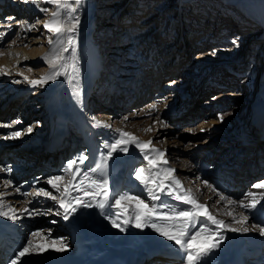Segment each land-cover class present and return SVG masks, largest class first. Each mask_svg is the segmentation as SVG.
I'll use <instances>...</instances> for the list:
<instances>
[{
	"label": "bare ground",
	"instance_id": "6f19581e",
	"mask_svg": "<svg viewBox=\"0 0 264 264\" xmlns=\"http://www.w3.org/2000/svg\"><path fill=\"white\" fill-rule=\"evenodd\" d=\"M199 1L200 0H171L172 9L167 10L168 12L166 14L169 17H172L175 13H179L178 16L175 15L176 19L174 20L178 25L180 19L183 28V23L196 18L197 15L200 17L199 14L201 13L196 15V10L200 6ZM209 1H215L217 4L215 14H213L217 16L214 17L212 20L213 22L210 21L212 24L211 27L208 28V31L212 33L219 21V14L221 11L220 6H222L223 2H221L222 0ZM8 2H13V4H9L14 5L17 4L19 0H8ZM68 2L72 4L75 11L70 14L67 9H60L59 11L62 13L66 24H71L73 22L72 18L74 17H78L79 19L78 29L76 33H74L77 40L75 55L78 58V71L72 73V69L70 67L68 68V72L77 78L69 82L67 77L61 76L57 80L49 81L43 86H34L22 78L21 85L16 87L17 90L16 88H14V90L11 87L6 95L2 99L0 98V126L3 124V120L6 121L13 116L16 117V122H20L21 119H26L27 122H30V124H25L26 126L20 131L22 134L19 137H14L11 141L9 140L8 142L0 143V159H4V161L7 160L11 163L12 176H18L17 172L19 171H17V169L20 167V169H22L20 172L26 171L27 173H31L32 177V172L38 168L42 170L40 171L41 173L45 172L44 174L59 170L61 168L59 165L60 158L65 153L72 152L74 147L80 153V156L82 153L88 155L89 159L85 162L84 167H87L88 165L95 167L96 164L101 163L103 157L107 155L108 149L104 147V144H111L119 138L117 129L132 133L142 142L151 141L152 144L150 147L159 148L160 150L165 151V158L167 160V157L171 152L169 147H167L169 142L162 145L161 143H158L157 139L154 141L151 139L152 131H154L156 126H154L151 131L145 132L141 131L139 126H135L136 123L131 124L125 119V117L133 115L132 113L136 110V107H133L131 113L127 110L122 116L119 115V118L115 122V126L109 125L108 119L109 117L113 118L117 113L111 114L110 112L103 113L101 111L109 108L108 103L114 105L116 107L115 111L118 112L124 106H129L130 104L137 102L136 100L138 99L135 98L137 93L135 92L137 91L138 94L146 93L147 95L151 90V86H153L152 82H154L155 78H159L160 73V78H164L163 86L168 87V85L172 86L173 84L177 86L179 93L174 94L173 96L177 95V100L180 99V101H169L164 107L157 102L159 98H164L163 96L158 99L148 98L144 101L143 107L146 106L152 109L151 113L155 114L152 119L158 122L165 119L169 121L171 125H177L183 119L190 117L192 110L189 108L188 104L191 101V97L196 93L203 95L209 92V85L211 88L217 85L228 88V92L223 93L222 96H229L230 93L235 94L233 90L239 85L237 84L238 80L242 79L239 78V74H241V71L244 69L246 74L244 80L241 82L243 83L242 86L245 87L246 93H240V91L237 94L240 97L242 96L243 100L240 101L241 99L239 98H226V100L232 99L238 101V106H235L234 110L231 111L230 120L228 117L224 118L226 125L229 124V120L230 124L228 128H230V130L228 131L220 128L218 125H214L220 121L214 122L211 118L204 123L202 121L196 131L192 130L187 132L189 133L187 134V136H189L188 138L194 139L192 141L189 140L191 142L188 143L196 142L198 145L206 142L214 143L215 140L212 139L221 137V139L215 142L214 146H212L214 148L206 149L201 145L194 152H189L190 154L187 158L182 159V164L183 162L184 164L181 166V169H176L174 165H163V167H171L175 169L173 175L181 182L183 181L181 177L183 176V173H185V179L189 182L192 179L190 176L198 172V166L200 163H212L214 159L217 160V164L208 173L209 176L207 173L205 174V176L207 175V177H205V179H207V189L203 192L202 200L199 199L200 193L199 190L196 189V186L192 189L190 185L185 184L186 187L183 184L184 182H182V186L184 189H191V195L204 205H206V201H204L205 197H209L208 202L211 203V206L215 205L214 209H211L206 205L207 210L209 213L216 216L217 219L224 220L231 228L241 227V224H238L233 220V216L237 214L235 208H233L235 203L226 207L227 205L225 201H221L222 203L220 205H217L216 201L220 200L219 197L221 194L232 195V193H234V191L231 190L232 188L238 189L240 184L243 186V179L245 176L252 175L253 177L254 175L259 174V171L264 170V0H224L223 6L227 10L225 9L226 14L222 17L220 16V19L226 23V28H223V25L218 27L216 29V34L210 37L208 43L198 42L200 50L195 55V60L196 58L206 60L210 54L209 50L213 48L211 50H214L216 53L214 59L215 62H220V60L223 61L219 64L215 62H212L209 65L205 64L204 67L202 66L200 69L195 70L194 74L196 76L198 75L199 79H203L204 83L202 81L201 86L192 84L187 86V88L179 87V83L186 77L184 76V72L175 73L174 71L184 63L182 61V56H180L182 47H184V49L186 48L187 51L194 41H199V39L198 37H195L196 31L193 27L190 29L192 30L191 34H185L186 31H182V35L180 36L179 27L176 26L175 28H171V26H168V23L166 25H164V23H158L157 16L159 13L157 12L160 10L161 6L167 3L166 1L160 2L157 8H155L156 11L153 12V15L155 14L154 16L156 19L153 20L151 17L152 15L145 16L141 14L145 8L149 7L151 0H121L120 5H125L123 7L124 11H120L119 13L120 22H118L117 28L122 27L120 32L125 31L124 29L126 27L123 28V26L125 23L128 24V26L126 25L128 27L127 30L131 31V35H133L134 46L138 48L137 50L139 52H141V56L139 57L141 60L139 63L143 68V72L146 71L145 74L147 75V78H139L137 73L131 72L130 75H126L125 73L127 72H124L126 79L123 81H121V75L118 72L114 73V75H116L114 79L110 78L106 79V81L105 78L104 81H101L99 77L96 78L92 76L93 73H97L98 67L91 70L88 69L87 73L85 72L81 62L87 59L90 60V54H94L99 60L101 59V53H105L110 59L116 60V56H118L119 53L114 51L116 53L109 52L108 54L104 49L99 50V44L97 45V42L95 43V40H93L90 35L91 27L96 21L94 19L97 14V1L79 0L77 3L76 0H68ZM31 5V7L36 8L35 6L38 4L31 1ZM52 5L51 10L57 11V6L55 4ZM35 14H37V20L39 22L43 21V23L51 18V15L41 17L42 15L40 11L36 12L35 9L31 8L29 12H24L21 20L24 22L25 17H32ZM196 22V20L193 21V23ZM189 25L190 24L186 26ZM235 25L242 27V30L248 26L254 27H252L248 35L243 36V34L240 33L242 41L240 43L238 42V45L235 43V45H229V50H221L222 45L224 46V44L232 42V33L236 36L239 35V28H231ZM230 29H233L232 33H230ZM106 31L117 30H109L107 28ZM250 34H256L257 36H250ZM50 35L52 36L53 34L51 33ZM68 35L73 34H63L60 38L61 42L56 45L57 48L67 46L66 41ZM239 38L240 37H238V40ZM32 39L34 38H31L30 40ZM116 40L118 43V39ZM114 42L115 37L110 36L107 42V44H110L109 48L112 47L116 49V47L119 46L117 44L114 45ZM160 43L161 45H159ZM32 44H34L32 47L33 51L29 52L28 56L35 58L33 63L40 64L41 69L38 70L39 75H36L38 77L33 78L34 75L28 74L30 75V78H28L29 80L39 79L50 71L47 60L42 58L45 54H49L50 56L53 50L48 42L37 45L33 41ZM242 45H244L243 51ZM161 46H163L162 49L160 48ZM9 53L11 52H7V50L3 51L0 57V65H6L11 62V56ZM72 54L73 51L71 48H69L68 52L64 53V55L69 58L67 61L69 65L72 63ZM110 54H114L115 56L111 57L112 55ZM127 57L128 56H125L123 59L128 61L129 57ZM217 59L220 60L216 61ZM123 65L120 63L121 67H123ZM145 67L147 68L146 70ZM156 69H161V71L157 72ZM21 72L25 73L23 70H21ZM188 73L190 74L193 72L192 70H189ZM173 81L174 83H171ZM127 83L132 84L134 87L132 86L130 93H126L129 91L125 89L124 93L126 94H124L122 88ZM91 87L102 94L106 103L99 99L98 92L93 91ZM173 90L174 89H172V91ZM164 91V95L167 94V90ZM157 96H161L160 91L157 92ZM152 105H155L154 109L150 107ZM214 105H217L216 102H214ZM208 114L211 115L213 112L209 111ZM207 116L208 115H206V117ZM93 117L102 122H106L110 127H95L93 124ZM28 128H32V131L28 132ZM201 129H206V131H201ZM169 131L171 134L175 132L173 130L171 131L170 125ZM143 132H145V134H143ZM202 132H205L206 135H201ZM67 133L71 134L70 137L72 136V138L77 137L75 135H79V141L75 143V145L70 144V142L68 143L69 138L64 139V136ZM162 134H165V132H162ZM173 137L174 135H169L170 139ZM198 137H203L200 139L202 142L196 141ZM227 137L228 139L229 137L233 138V142L222 141V139H226ZM162 139L165 140V136H163ZM2 145H4L5 148L1 149ZM232 146L239 147L231 154L229 151ZM128 147L130 151L124 153L128 154L127 159H124L122 155H119V152H114L112 157L106 161V167L103 174H94L97 179L105 178L108 180L110 197L105 198L107 199V203H114L113 197L116 196L117 186L122 181L131 191H140V197H144V200H146L150 206L152 204L156 205L159 200L169 203V196L163 193H158L160 197L163 195L159 200H151L145 185L135 180L132 176L128 177L127 175L123 176L121 174L120 169L123 165L135 159L134 153H138L140 158H142V167H146L147 165V161L145 164L144 156L135 144H129ZM218 149H221L219 154H217L218 152L216 151ZM209 153H211L214 158L211 157L210 159L208 156ZM130 154L131 156H129ZM151 154L153 155V158L160 161L158 154L149 152V157ZM189 157L192 162L193 160L198 159V165L193 166L191 161L189 163ZM75 160H77V158H74L73 161ZM64 169L65 168H63L59 175L63 176L64 180L57 182L61 188H63L68 179H70V177L64 172ZM256 170H258V172H255ZM145 175H147V173H145ZM77 180H79L78 176ZM160 180L161 177L158 178L157 183H159ZM208 185H211V187ZM46 186L53 195H59V193H57L55 189H52L49 184ZM69 187H71V185ZM223 188L224 191L222 190ZM37 190V188H33L32 193H35ZM262 197H264V195ZM262 197L255 198V196H252L250 198H255V200L259 201ZM29 198L34 199L35 203L39 205L40 202H44L46 206L50 205L57 213H59L58 218L51 215L50 217L36 215L34 218L30 217L31 219L29 220V223L35 225L38 223L50 224L55 220H60V222L63 223V227L58 230L57 228H50V230L53 234L58 236V239L61 238L63 244L58 243V240L57 243L54 241L41 242V240L38 245H43L45 251L33 252V254L24 257L23 260L26 264H105L109 258L111 262L117 261L115 256H121L126 264H154L156 262H158V264H187L186 254L183 250L179 249L173 241H167L165 237L156 232L153 227H151L150 232L144 231V228H136L134 222L127 226L126 231H120V229L113 227L108 217L114 216L117 211L115 208H109L106 206L105 209H100L95 206L97 201L94 200L92 201L93 207L78 208L76 213H73L67 220H65L63 218V210L60 209V206L56 201L42 196H35L33 194H31ZM122 203L123 208H121L120 211L123 213L124 209L129 207V202L124 201ZM132 203L134 204V202ZM183 207L188 208L185 204L182 205V208ZM224 208L226 209L225 213ZM246 209H248V213L241 212L242 215H240L239 218L242 216H248V220H251L253 225L251 223L252 226L248 227V224L244 222L243 226L250 229H253L255 225L264 227V203L263 205L257 203V206L254 209ZM227 212H232L233 216L227 215ZM125 218V215H121L120 217L121 220ZM81 219L83 220L82 223H80ZM154 223L160 227L166 226L165 224L161 225L156 221H154ZM19 225V222L16 220L0 217V231L2 237L6 239L5 242H0V264H6L4 260L8 253L6 256L4 254L8 244L13 247L14 244L19 242L18 239H16L19 234H16L20 233L21 229H23L22 226ZM48 225H46V227L49 228ZM18 226L19 228H17ZM199 227L200 224L197 222L192 228V231H196ZM214 227L216 226L211 225L209 222V229L211 230ZM209 234L210 232L203 233L197 243L201 245L211 243V241L205 239ZM223 235L225 239L222 241L221 246L213 249L206 257L202 258V264H263V260H260L259 257L261 255H256L259 244L264 240V235H262L258 229L249 232H233L225 230ZM154 243L157 244V246ZM64 245H66V247L63 251L56 250ZM150 252L154 253V258L148 256ZM262 252L264 253V248ZM256 260L258 262H256Z\"/></svg>",
	"mask_w": 264,
	"mask_h": 264
},
{
	"label": "rangeland",
	"instance_id": "374dc122",
	"mask_svg": "<svg viewBox=\"0 0 264 264\" xmlns=\"http://www.w3.org/2000/svg\"><path fill=\"white\" fill-rule=\"evenodd\" d=\"M31 1L38 4L37 6H35L36 8L31 7L32 6ZM96 1H97V6H96V13L97 14H96L95 19H94L96 21L93 23V25L91 27L90 35L93 38V40H95V43L97 42V45L99 44V50L104 49L105 51H107L108 54H109V52L116 51L117 53H119L118 56H116V60L118 63H121V65L126 64L125 66L123 65V67L128 66L126 68L133 67V69H136L137 72H132V73H137V76L139 78L140 77L141 78L142 77L147 78V75L145 74L146 71L143 72V68H142L141 64L139 63V61L141 60V59H139V57L141 56L140 55L141 52H139L137 50L138 48L134 46L133 35H131V31L127 30L128 24L125 23V25L123 26V28L126 27L124 29L125 31L120 32L122 27L117 28V24H118V22H120V19H119L120 14L119 13H120V11H124L123 7L125 4L120 5L121 0H96ZM165 1L167 3L163 6H161L160 10L157 12V13H159L157 16L158 23L159 24L164 23V25H166L168 23V26H171V28L172 27L175 28L176 26L179 27L180 36L182 35V31L183 32L186 31L185 34H189V33L191 34L192 30H190V29H192V27H193V28H195V31H196L195 37H198V39H199V41L198 40L194 41V43L191 45L190 48H188L187 51H186V48L184 49V47H182V50L180 51V53H181L180 56H182V61L184 63L181 64L178 67V69H176L174 72L175 73H183L184 72V76H186V77L183 78V81L179 83V87L181 86V88H184V87L187 88V86H190L192 84H196L197 86H201L203 79H199L198 75L196 76L194 74V71L197 69H200L202 66L204 67L205 64L209 65L212 62L214 63L216 53L214 52V50L212 51L211 49H213V48H211L209 50L210 51L209 57H207V59L205 58L206 60H202V59L200 60V58H196V60H195V55L200 50L198 42L208 43L210 37L216 34V29L218 27H221L223 25V28H226V26H227L226 23L222 19H220V16L221 17L224 16L226 14V10H227L223 6L224 0L221 1V2H223V4H222V6H220L221 11L219 14V21L217 22V25L215 26V29L213 30L212 33H210L208 31V28L211 27V24L213 22L212 20L214 19L215 16H217V15H213V14H215V8L217 5L215 3V1L211 2V1L207 0L208 1V3H207V1H205V0L204 1L200 0L202 2L199 1L200 6L196 10V12H197L196 15L201 13L203 16L201 14H199L200 17L197 15L196 18L188 20V22L183 23V28H182V25H181L182 23H181L180 19H179L178 25H177V22L174 20V19H176L175 15L178 16L179 13H175L172 17L171 16L169 17L166 14L168 12L167 10L172 9L171 0H154V1L151 0L149 7L145 8V10L141 14L145 15V16H151L152 15L151 17L153 18V20L156 19V17L154 16L155 14L153 15V12L156 11L155 8H157V6L160 4V2H165ZM9 3L13 4V2H8V0H0V33H5L4 36L0 37V53H3V51H5V50H7V52H11V53H9L11 56V62L6 64V65H0V98L1 99L6 95L9 88L12 87L14 89L16 87H19L22 83V78H24V77L30 78V75H34L33 78L38 77L36 75H39L38 70L41 69L40 68L41 65L38 63L34 64L33 62H34L35 58L29 57L28 53L33 51V48H32L34 45V44H32L33 41L35 44L39 45V44H42L44 42H48V38L51 36L50 35L51 33L43 27V24H44L43 21L39 22L37 20V18H36L37 14L33 15L32 17H29V16L25 17L24 22H23L21 20V18H23L22 16H23L24 12H29L32 8V9H35L36 12L40 11V13L42 15L41 17H43L45 15L49 16L52 14V12H54L51 10L53 3H50V0H29V2H25V0H23V1L19 0V2L17 4H14V5H11ZM207 5H208V7H207ZM228 5H230V4H228ZM41 8H47L48 11L42 12L40 10ZM223 8H224V10L222 11ZM200 9H201V11H200ZM22 11H24V12H22ZM128 12H127V14H128ZM204 12L207 16L204 14ZM196 15H194V16H196ZM203 17H204V19H203ZM210 17H212V18H210ZM8 18H14V19H8ZM201 18L203 19V21ZM195 20L197 22H199L200 24L197 22L193 23V21H195ZM205 21H206V23H205ZM210 21H212V22H210ZM188 24H190V25L186 26ZM9 25H11L10 28H9ZM28 25H34L35 27L32 30H28ZM252 27H254V26H248L247 28L245 27V29L243 28V30H242V27H238L237 25H235L234 27H231V28H233V29L239 28L238 29L239 35H240V33H242L244 36V35L249 34V31L252 29ZM107 28L109 30L116 29L117 31H106ZM233 29H230V33L233 32ZM117 32H120V33H117ZM231 35H233L232 36L233 37L232 42L226 43V44H224V46L222 45L221 50H223V49L229 50V47L231 45H235V43H233L234 38H235V41L237 40L236 41L237 45H238V42L240 43L242 41L241 35L236 36L234 33H232ZM110 36L115 37L114 45H116V44L119 45L118 47H116V49H114L112 47L109 48L110 44H107ZM250 36H257V35L256 34H250ZM238 37H240L239 40H238ZM31 38H34V39L30 40ZM116 39H118V43L116 42L117 41ZM161 43L159 45H161ZM175 45H176V41H175ZM226 46H228V47H226ZM162 47L163 46H161L160 48L162 49ZM243 48H244V45H242V51H243ZM174 49H176V48H174ZM201 51H202V48H201ZM116 52H114V53H116ZM247 53H249V52H247ZM110 55L115 56L114 54H110ZM125 56L129 57L128 61L123 59V58H125ZM0 57H1V55H0ZM130 59H131V61H130ZM219 60L220 59H217L216 61H219ZM221 61H223V60H220V62H215V63L219 64V63H221ZM146 69L147 68L145 67V70ZM21 70L25 71V73L21 72ZM189 70H192L193 73L189 74L188 73ZM156 71L160 72L161 69H156ZM130 73L131 72H127L125 74L130 75ZM28 74H30V75H28ZM245 74H246V71L243 69V71H241V74H239V78H242V79L238 80L237 84H239V85H237V87L234 88V90H233V92H235V94L230 93L229 96H222V94L225 92H228L229 89L224 87V86H221V85L215 86L214 84H212L215 87L211 88V86L209 85V89H210L209 92H207L203 95H199L198 93L193 95L191 97V101L188 104L189 108L192 110L190 117L183 119L177 125L176 124L171 125V123L169 121H167L165 119L163 120V118H162L163 121H161V122H158V121L152 119V117L155 116V114L151 113L152 109H150L149 107H146V106L143 107V103L147 99L146 98H145V100L141 99L139 97L140 94H138L137 91L135 92V93H137V95L135 97L136 99H138V100L135 99L137 102L130 104L129 106H124L118 112L115 111L116 107L114 105H112L111 103H108L109 108L107 110L102 109L103 111H101V112H103V113L110 112L111 114L117 113L116 115L113 116V118L109 117V119H108L109 125L115 126V122L119 118V115L122 116L127 110H129V112L131 113L133 107H136V110H134L132 113L133 115L130 117H127L126 120L131 124L136 123L135 126H139L140 130L145 131V132H147L149 128L153 129L154 126H156L154 131H152L153 133H152L151 139L153 141L157 139L158 143H161L162 145L164 143L167 144V142H169V145L167 147H169V150L171 152H170L169 156L167 157V163L166 164H167V166L174 165V167L176 169L177 168L181 169V166L184 164V162L182 164V159L187 158V156L191 152H194L201 145H203L206 149H210V148L212 149V148H214V147H212V146H214V143L217 142L219 139H221V137L220 138L217 137L215 139H212V140H215L214 143L213 142H208V143L206 142L204 144H199V145L196 144V142L188 143V142H191L192 140H194V139L188 138L189 136H187V134H189V133H187V132L189 130H193V131L195 130L196 131L197 128L199 127V125L202 123V121L204 123L209 118H211V120L214 122L220 121L219 123L214 124V125H218L220 128L226 129L228 131L230 130V128H228L229 124H230L229 120L231 118L230 114L232 113L231 111L234 110V107L238 106L237 105L238 101H235L232 99L226 100V98H235V99L239 98V99H241L240 101L243 100L242 99L243 97L242 96L240 97L237 94L240 91H241L240 93H246L245 87L242 86L243 83L241 82L244 80ZM189 75H191V76H189ZM160 76L161 75L159 73V79L157 81H155V83H156L155 85L159 84V82L164 80V78H160ZM192 76H194V77H192ZM11 80H13V81H11ZM17 81H19V82H17ZM203 83H204V81H203ZM132 86H133L132 84H128V83L126 85H124V87L122 88L123 93H124L125 89H127L129 91L126 93H130L132 90ZM93 87H91V88L93 91H95ZM154 89L155 88H153V90ZM172 89H174V90L172 91ZM16 90H17V88H16ZM95 92H98V91H95ZM126 93H124V94H126ZM164 93L162 95L160 94L161 96H157V93H155L153 91V93H151V96H149V98L158 99L159 97L163 96L164 98H159L157 100V102L164 107L167 105V103L169 101H172V100L180 101V99L177 100V98H178L177 95L173 96L174 94L179 93V91L177 90V86H175L174 88L167 89L168 95L167 94L164 95ZM169 94H171V95H169ZM98 96H99L100 100H102V101L105 100L103 98L102 94H100V92H98ZM219 100H221V101H219ZM214 102H216L217 105H214ZM104 103H106V102L104 101ZM209 111L213 112V114L209 115L208 114ZM99 115H98V117H99ZM206 115H208V116L206 117ZM219 115H222L224 118L228 117L229 118V120H228L229 124L226 125L225 119H223L222 121L219 120L218 119ZM2 122H3V124H1V126H0V143H4V142H8L9 140L10 141L13 140L14 139V137L12 136L13 132H17V131L20 132L22 129H24V127L28 123L30 124V122H27L26 119H21L20 122L17 123L15 116L9 118L6 121L3 120ZM6 125H11V126L8 127ZM169 125L171 126V131L172 130L175 131L172 134L169 133L170 132L169 131ZM145 132H143V134H145ZM162 132H165V134H162ZM70 135L71 134L67 133L64 136V139L69 138L68 143L70 142V144L75 145V143H77L79 141V138H78L79 135H75V136H77L75 138H72V136L70 137ZM169 135H174V137L170 139ZM201 135H206V134H205V132H202ZM163 136H165V138H166L165 140L162 139ZM199 137L196 141L202 142V140H200V139H202L203 137H201V138H199ZM189 140H191V141H189ZM222 141H225V142L227 141V142L231 143V142H233V138L229 137V139H228V137H227L226 139L225 138L222 139ZM238 147L239 146H232L229 153H231V154L234 153ZM3 148H5L4 145L1 146V149H3ZM191 149H192V151H191ZM216 151L218 152L217 154H219L221 149L220 150L218 149ZM119 155H122L124 157V159H127V156H128V154H124L123 152H121V153L119 152ZM134 155H135V159L130 161L129 163L123 165V167L120 169V171H121V174L123 176L124 175L125 176L127 175L128 177L132 176L135 180H137L135 178V171L142 167L143 162H142V158H140V155L138 153H134ZM79 156H80V153L74 147V150L72 152H67L60 158V164L59 165L61 166V168L59 170H55L49 174H44L45 172L41 173L40 171H42V170L40 168H38L32 172L33 177H32L31 173H27L26 171L20 172V170H22V169H20L21 167L19 169H17V171H19V172H17L18 176L13 177L12 176L11 163L8 162L7 160L4 161V159H0V168L4 169V171H0V193H7V195H5L3 197V200L6 204H10L14 209L17 210L15 214L18 215L20 218L17 219L16 221H18L20 224L19 226H22V228H23V229H21L20 233L16 234V235L19 234V236H17V238H16V239H18L19 242L17 244H14L13 247L9 246V244L6 247L7 249H6V252L4 254L6 256L8 253V255L6 256V258L4 260L6 264H10V261L12 259H14V257L27 244V242L29 240H32L33 246H35L36 244L38 245V243L41 240H42L41 242L54 241L55 243H57V240H58V243H60L61 238L58 239V236L53 234L50 230V228H57V230H58L59 228L63 227V223L60 222V220H55V221L51 222L53 224H51V223L50 224L49 223H47V224L38 223L36 225L30 224L29 220L31 218L36 217V215L35 216L34 215L29 216L26 213H23L22 210L25 208H27L29 210L34 209L37 212L43 213L42 214L43 216L40 215L41 217H50V215H51V216H54L55 218H58L59 214L55 211V209L53 207H51L50 205L46 206V204H44V202H40V205L36 204L34 199H30L29 197L31 194H33L32 193L33 188H37V189L43 188V189L48 190L47 186H46L47 180L49 178L59 176L61 174V171L63 170V168H66L70 161H73L74 158H78ZM129 156H131V154ZM208 156L210 159H211V157H213L211 153H209ZM150 157L153 158V155L151 154ZM188 161L190 163V161H191L190 157L188 158ZM197 161H198V159L193 160V162L191 161L192 165L197 166L198 165ZM216 161L217 160L214 159V161H212V163H206V164L200 163L198 166V172H196L194 175L190 176V177H192V179L189 182H187V180L185 179L186 178L185 173H183V176L181 177L183 179L182 182H184L183 183L184 185L185 184L190 185V187L192 189L194 186H196V189L199 190V193H200L199 194L200 200H202L203 192H205L207 189V186L205 184V182H207V179H205V177H207V175L209 176L208 173L217 164ZM144 162L146 164V160H144ZM255 172H258V170H256ZM259 172H260L259 174L254 175L253 177H252V175L251 176L250 175L245 176V178L243 179V186H241L242 184H240L238 189H236V188L231 189L232 191H234V193H232V195L225 194V196H227L229 199H232L233 201H235V204H234L235 206H233V208H235V212L237 213V214H235V217L237 219L239 218L240 215H242V213H245V212H246V214L248 213V209L241 207V205L239 203L241 200H243L244 203H250L253 200L250 198L252 196H247V193H249V192L253 193V196H255V198L256 197L257 198L262 197L264 195V192H263L264 189H256L253 187L256 183L264 182V170H261ZM206 173H207V175L205 176ZM164 176H165V173H163L161 170V174H160L159 178L161 177V180H162V179H164ZM6 180L12 181V185L10 187H5L4 181H6ZM204 180H205V182H204ZM137 181H139V180H137ZM167 183H168V181L165 180L166 185H167ZM17 187L20 188L19 192L16 191ZM116 190H117L116 191L117 193L115 194L116 195L115 197H117L119 195H124V194H131V195L134 194L135 196H139V197L141 196L140 191L139 192L138 191L137 192L131 191L127 187V185H125V183L123 181L119 183ZM222 190L224 191V188ZM23 193H28V195H25ZM140 198L144 199V197H140ZM208 198L209 197L206 196L205 200H204V201H206L205 203H206L207 207L214 209L215 204L211 206V203L208 202ZM168 199H169V203L168 202L165 203L162 200H159L157 202V204H156L157 206H160L161 204L168 205L167 208H159L160 211H170L172 208H175V207L177 208V210L187 209L184 207L182 208L183 203L180 201H176L173 197L169 196ZM113 202H114V200H113ZM145 202H146V200H145ZM216 202H217L216 203L217 205H220L223 201L221 202L220 200H217ZM225 203L227 205L226 207L231 206L227 203V201H225ZM263 203H264V197H262L259 200L258 204L263 205ZM176 204H177V206H176ZM186 207H189V206L186 205ZM225 212H226V209L224 208V213ZM154 221H156L157 223H159L161 225L163 224L160 220H154ZM154 221H149V224L154 223ZM246 223L248 224V227H251L253 225V222H251V220H247ZM251 223H252V225H251ZM21 224H23V225H21ZM168 224H171V221H169ZM46 225H48L49 228L46 227ZM19 226L17 228H19ZM150 229H151V227L148 226V227H144L143 230L150 232ZM33 232H40L42 234L38 235V236H31L30 234ZM167 241H169V240H167ZM155 245L157 246V244H155ZM263 248H264V240L262 243L259 244L257 251H256V253H257L256 255H261L259 257H260V260H263V264H264V253L262 252ZM153 254L154 253L150 252L148 256L150 258H154ZM256 262H258V261L256 260ZM253 263H255V262H253ZM154 264H158V262H156ZM245 264H248V263H245Z\"/></svg>",
	"mask_w": 264,
	"mask_h": 264
},
{
	"label": "snow or ice",
	"instance_id": "6c2138e0",
	"mask_svg": "<svg viewBox=\"0 0 264 264\" xmlns=\"http://www.w3.org/2000/svg\"><path fill=\"white\" fill-rule=\"evenodd\" d=\"M25 2H29V0H25ZM76 2L78 3L79 0H76ZM50 3L57 6V11L52 12L51 18L43 24V27L53 34L48 38V43L52 46L53 50L50 56L49 54H45L42 58L47 60L50 71L35 80H29L28 77H24L25 80L34 86H43L49 81L57 80L61 76L67 77L69 82L77 78L68 72V68L70 67L72 69V73L78 71V58L75 55L77 40L74 33H76L78 29L79 19L78 17H74L72 18L73 22L71 24L65 23L62 13L59 10L67 9L69 14L75 11V8L68 2V0H50ZM40 10L42 12L48 11L47 8H41ZM10 27L11 25H9V28ZM34 27V25H28V30H32ZM65 33H71L73 35L67 36V46L57 48L56 45L61 42L60 38ZM4 35L5 33H0V37ZM233 43H236V41L234 40ZM69 48L73 51L71 56L72 63L70 65L67 63L69 58L64 55V53L69 51ZM0 55H2V53H0ZM171 83H174V81ZM150 107L154 109L155 105ZM125 119H127V117H125ZM218 119L222 121L224 117L219 115ZM93 124L95 127H110L106 122H102L94 117ZM6 126L10 127L11 125ZM151 130V128L148 129V131ZM27 131L31 132L32 128H28ZM201 131H206V129H201ZM117 132L119 133V138L111 144H104V147L108 149V151L107 155L103 157L101 163L96 164L95 167H92L91 165L84 167L85 162L89 157L82 153L76 161H70L64 169V172L70 177V179H68L63 188L57 183L58 181L64 180L63 176H56L47 180V184H49L52 189H55L59 195H53L51 191L43 188L38 189L33 195L50 198L53 201H56L59 204L60 209L63 210V218L65 220H67L73 213H76L78 208L93 207L92 201L94 200L97 201L95 206L100 209H105L106 206L109 208H115L117 211L114 216L108 217L113 227L120 229V231H126L127 226L133 222L134 226L138 229L148 226L153 227L156 232L160 233V235L164 236L167 240L173 241L179 249L183 250L186 254L187 264H202V258L206 257L213 249L221 246L222 241L225 239L223 235L225 230L233 232H249L258 229L259 232L264 235V227H261L260 225H255L253 229L243 226V223L248 220V216H242L237 219L233 216L232 212H228L227 215L233 216V220L242 225L241 227L235 228H231L224 220L217 219L216 216L208 212L206 205L200 203L193 195H191V189L183 188L182 182L173 175L175 169L171 167H163V165L167 163L165 151H162L159 148L150 147L152 144L151 141L142 142L132 133L120 129H117ZM21 134V132L17 131L13 132L12 136L19 137ZM129 144H135L143 154L144 159L147 161L146 167H141L135 171V178L139 180L141 184L146 186L151 200H159L160 195L158 193H163L173 197L176 201L188 205L189 207L187 209L177 210V208H172L170 211H160L159 208H167L168 205L161 204L160 206H157L152 204L150 206L144 199L131 194L113 197L114 203H107V199L105 198L110 197L108 180L105 178L97 179L94 174H103L106 167V161L112 157L114 152L128 153ZM149 152L158 154L160 161L158 162L155 158H150ZM161 170L166 175L164 176V179L157 183ZM0 171H4V169L0 168ZM145 173H147V175H145ZM77 176L79 177V180H77ZM165 180L168 181L167 185L165 184ZM205 184H207V182H205ZM4 185L5 187H10L12 181L6 180L4 181ZM70 185L71 187H69ZM208 186L211 187V185ZM253 187L256 189H264V182L256 183ZM16 191L19 192L20 188L17 187ZM24 194L28 195V193ZM5 195H7V193H0V217H6L11 220L19 219L20 217L15 214L17 210L10 204L4 202L3 197ZM247 196H253V193L249 192L247 193ZM219 199L220 201H227L229 205L235 203V201L222 194ZM124 201L129 202V207L125 208L122 213L120 210L123 208L122 202ZM132 202H134V204ZM239 203L241 207L254 209L259 201L253 198L250 203H244L243 200ZM22 211L29 216L43 214L34 209L29 210L27 208ZM121 215H125L126 218L121 220ZM154 220H160L166 226L160 227L157 226L156 223L149 224V221ZM169 221H171V224H168ZM197 222H199L200 227L196 231H192V228ZM209 222L216 227L210 230ZM206 232H210V234L205 239L211 241V243H206L204 245L198 244L197 241L201 238L202 234ZM41 234L42 233L40 232H33L30 235L38 236ZM60 243L63 244V241L61 240ZM65 247L66 245L57 248L56 250L63 251ZM43 251H45L43 245L33 246L32 240H29L14 259L10 261V264H18V262L19 264H26L23 260L24 257L33 254V252Z\"/></svg>",
	"mask_w": 264,
	"mask_h": 264
}]
</instances>
